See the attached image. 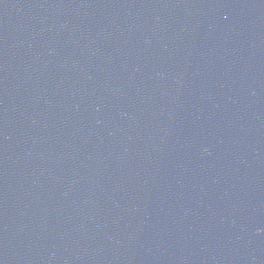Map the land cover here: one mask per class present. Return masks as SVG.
<instances>
[{
  "label": "water",
  "instance_id": "water-1",
  "mask_svg": "<svg viewBox=\"0 0 264 264\" xmlns=\"http://www.w3.org/2000/svg\"><path fill=\"white\" fill-rule=\"evenodd\" d=\"M0 264H264V0H0Z\"/></svg>",
  "mask_w": 264,
  "mask_h": 264
}]
</instances>
